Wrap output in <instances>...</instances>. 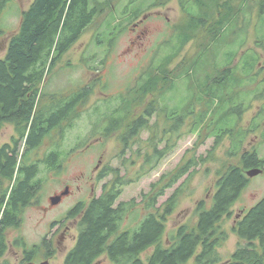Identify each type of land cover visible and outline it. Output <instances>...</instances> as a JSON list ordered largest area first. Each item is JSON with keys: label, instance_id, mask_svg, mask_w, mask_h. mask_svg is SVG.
Here are the masks:
<instances>
[{"label": "trees", "instance_id": "trees-1", "mask_svg": "<svg viewBox=\"0 0 264 264\" xmlns=\"http://www.w3.org/2000/svg\"><path fill=\"white\" fill-rule=\"evenodd\" d=\"M13 1L0 0V16ZM192 1L197 13L189 12L181 0L189 21L178 34L180 45H185L198 32L204 31V36L197 54L185 63L178 75V78L188 77L186 92L176 94L179 85L172 78L174 81L161 94L165 100L168 93H175L168 97L175 103L168 100L157 103L154 99L139 103L170 80L168 76L162 80L152 77L130 91L132 96L134 93L131 100L124 95L122 103H105L106 112L97 106L94 110H100L101 119L106 122L101 132L105 138L124 129L123 153L144 130L150 129V119L157 113L164 114L171 122L169 131L165 129L169 135L179 136L186 120L193 118L191 131L204 127L202 134L215 138L214 148L225 136H230L232 143L227 155L240 156L239 163L225 167L215 183L211 205L206 200L199 201L195 211L197 222L181 224L171 233H168V220L179 205L184 185L161 205H158L159 199L184 175H188L186 181H189L196 170L192 169L205 164L213 152L206 158L192 157L170 174L163 175L143 194L142 207L136 199L119 200L130 180L114 169L115 179L105 183L99 196L89 202H78L68 212L69 217L79 218V234L65 264H95L104 255L114 264H264V197L237 220L234 231L243 242L231 259L223 263L219 252L228 239L221 224L231 216L232 207L249 186L251 177L247 172L255 168L264 171V158L259 151L244 150L248 135L261 127L264 106L249 128L242 127L243 113L253 101L264 99V65H260L261 50L264 53V0ZM156 6L154 2L149 9ZM98 10L92 0H33L22 12L20 27L11 35L7 52L0 58V130L10 123L17 132L11 143L0 147V264H9L3 260L8 250L7 231L22 225L25 208L35 202L43 188L46 178L41 174L59 170L66 156L88 146L85 140L68 151L59 143L37 158V151L48 136L58 132L64 140L67 130L80 116L79 107L93 93L94 84L51 97L44 83L58 61L85 33ZM252 27L255 45L248 48ZM3 34L5 31L0 28V35ZM160 65H156L159 74L165 68ZM48 96L51 101L43 103ZM198 105L203 106L199 112ZM101 119L92 123L93 135L99 132ZM169 146L167 143L160 149L156 144L154 153L146 156L145 165L157 167ZM107 175L104 170L98 179ZM130 216L134 224L124 227Z\"/></svg>", "mask_w": 264, "mask_h": 264}, {"label": "rangeland", "instance_id": "rangeland-1", "mask_svg": "<svg viewBox=\"0 0 264 264\" xmlns=\"http://www.w3.org/2000/svg\"><path fill=\"white\" fill-rule=\"evenodd\" d=\"M183 1L189 12L197 13V6L192 0ZM32 2L33 0H14L1 13L0 28L5 34L0 35V58L7 52L11 35L20 27L22 12L27 10ZM154 2L157 6L149 9ZM93 4L99 8L94 20L81 38L49 72L44 83L45 90L51 94V97L68 94L94 84L93 93L87 102L79 107L80 116L74 120L73 127L67 130L64 140H61L58 132H54L45 139L44 144L37 151V158L43 157L46 151L59 143L68 151L78 142L85 140H88V146L81 147L66 156L59 170H49L41 174L46 178L43 188L35 202L25 208L22 225L7 231L8 250L3 260L11 264H17L23 256V248L17 241L20 237L24 238L28 247L42 243L45 237H50L53 225L66 217L72 207L80 201L89 202L94 196L102 193L105 183L115 179L116 173L113 170L116 168L121 175H125L130 180L119 200L136 199L142 207L143 194L149 192L152 184L160 181L163 175L170 174L192 157L206 158L213 152V157L205 164H199L192 169L196 170L189 181H186L188 175H184L159 199L158 205H161L178 187L184 185L182 187L185 190L179 205L168 220V233H171L181 224L194 225L197 222L195 211L199 201L206 200L208 205H211L215 183L219 176L226 166L238 164L240 160V156L230 158L227 155L232 143L230 136H225L214 148L215 138L203 135L204 127L201 129L197 127L196 130L191 131L193 118L186 120L179 136L171 133L169 135L165 133V129L169 131L171 122L164 114L154 113L150 119V129L144 130L125 153L122 152L121 140L124 129L105 138L101 132L106 122L101 119L102 116L98 112L100 110H94L95 107H100L101 112H106L108 105L105 103L112 105L122 103L124 95L131 100L134 93L132 96L130 91L136 89L139 84L152 77L162 80L163 76H168L170 80L165 81V85H160L156 93L149 94L139 103H149L152 99L157 103H166L165 100L175 103V100L168 99L175 93H168L165 96L167 98L163 100L161 92L174 80L179 85L176 94L181 95L186 92L188 77L184 75L178 78V75L185 63L194 58L200 49L204 31L198 32L195 37L193 34L192 38L181 47L179 42L181 37L178 34L184 30L189 21V15L184 10L181 0H92ZM135 16L140 17L134 19ZM249 32L246 47L251 48L255 45L254 27ZM261 53L263 61L260 65H264L262 50ZM169 55L172 56L167 59ZM156 65L165 67L162 73L159 74ZM151 67L153 68L150 69ZM51 97H45L43 103L51 101ZM263 106L264 99L251 103L243 113L244 129L250 127L253 118L261 112ZM202 107L198 105V112ZM139 110L140 108L137 109ZM99 119H101V128L93 135L92 123ZM261 123L260 129L248 135L244 150L256 149L264 158V118ZM14 136L17 137L15 126L10 123L4 124L0 130V147L11 143ZM157 137H159L158 141ZM167 143L170 148L159 165L155 168H152L151 164L145 165L146 156L154 153L156 144L160 149H164ZM154 160L155 158L153 163ZM104 170L108 175L99 180V175ZM66 185L71 186L72 194L59 205L52 204L51 197L64 190ZM263 197L264 171L251 177L249 186L232 207L231 216L225 218L221 224L223 230L228 233V239L219 248L223 263L231 259L239 243L243 242L234 231L237 220ZM131 217L126 218L124 227L134 224V219L132 220ZM68 223L72 226L71 236L64 243L61 242L60 237H54L55 250L48 259L49 264H65L66 255L76 245L79 218H71ZM165 241L169 242L167 235ZM45 259V256L39 253L34 255L33 261L40 264ZM193 261L194 259L191 262ZM95 264L114 263L104 255Z\"/></svg>", "mask_w": 264, "mask_h": 264}, {"label": "flooded vegetation", "instance_id": "flooded-vegetation-1", "mask_svg": "<svg viewBox=\"0 0 264 264\" xmlns=\"http://www.w3.org/2000/svg\"><path fill=\"white\" fill-rule=\"evenodd\" d=\"M65 192H67V193L64 194ZM72 192H73V190L71 189V186L66 185L65 189L64 190L62 189L60 192H58L56 196H62V200L60 202V203H62L66 199V197H68L72 194ZM60 203H58L56 205H59ZM71 218H77V217H69V215L67 213L66 217H64L62 220H58L57 223L55 225H53V227L51 228L50 237H45L43 239L42 243H40V244H35V245H32L31 247H28V244L26 242H24V243L19 242L23 248V256L17 264H37L33 261V258H34L35 254H39V253H42L46 258L45 261L41 262L40 264L48 262V259L51 258L53 255L52 252L55 250L54 237L55 236L60 237L62 243H64L68 238H70L72 226L68 222L71 221ZM66 219H68V220L65 221ZM19 239L21 241L24 240L23 237H20ZM31 248H33V249L35 248V251H37V252H33ZM9 264H11V263H9Z\"/></svg>", "mask_w": 264, "mask_h": 264}, {"label": "water", "instance_id": "water-1", "mask_svg": "<svg viewBox=\"0 0 264 264\" xmlns=\"http://www.w3.org/2000/svg\"><path fill=\"white\" fill-rule=\"evenodd\" d=\"M260 173H263V170L260 169V168L251 169V170H249L247 172L249 177H254V176H256V175H258ZM66 193L67 192H65L64 194H66ZM61 200H62V196H53V197H51V203L54 204V205L60 203ZM43 264H49V263L46 262V263H43Z\"/></svg>", "mask_w": 264, "mask_h": 264}]
</instances>
